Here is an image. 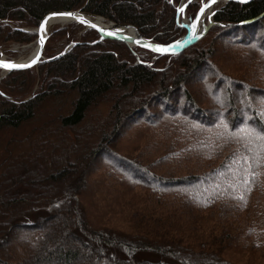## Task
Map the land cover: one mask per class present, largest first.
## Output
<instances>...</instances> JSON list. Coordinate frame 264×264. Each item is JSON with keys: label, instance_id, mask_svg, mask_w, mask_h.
Instances as JSON below:
<instances>
[{"label": "trees", "instance_id": "trees-1", "mask_svg": "<svg viewBox=\"0 0 264 264\" xmlns=\"http://www.w3.org/2000/svg\"><path fill=\"white\" fill-rule=\"evenodd\" d=\"M180 3L0 0V45L72 10L171 44ZM81 43L0 83V264H235L229 248L264 261V152L249 168L261 142L236 134L264 128V0L226 2L175 55ZM132 127L156 134L126 153Z\"/></svg>", "mask_w": 264, "mask_h": 264}, {"label": "water", "instance_id": "water-1", "mask_svg": "<svg viewBox=\"0 0 264 264\" xmlns=\"http://www.w3.org/2000/svg\"><path fill=\"white\" fill-rule=\"evenodd\" d=\"M191 0H188V2L183 6L182 9H179L178 11V17L181 14V12H184L186 10V7L188 3ZM218 0H207L205 3L201 5L199 8L197 14L194 18H189L188 23H179L182 27L186 29V33L176 42H173L171 44H161L156 41H153L151 39H148L141 35V33L138 31V29L130 24H116L115 22H112L113 29L109 32H105L104 28L101 25H98L97 23L93 22L89 17L93 18H102L103 20H106L104 17L86 13L82 10H72V11H54L46 15L37 26V29L34 30L38 34L37 43H38V51L34 58L31 60L24 62V63H16L13 60H3V58H0V69L7 71V73L13 71V70H20V69H26L33 66H37L42 61H52L56 60L63 55H65L75 44L81 43V42H71L67 44L63 50L58 53L55 56H52L50 58H44L43 53L45 49V45L47 42V39L49 37V32L46 26L47 20L52 16H62L67 19H69L70 22H77L79 24H82L85 26V28H93L97 31V34L99 35L98 39L95 42H99L103 39H116L119 41H123L128 43L131 46H137L141 49L147 50L153 54L158 55H175L183 50H185L190 45L194 44L196 41H198L210 28V26L213 23V17L215 15L216 10H214L211 14V18H209V21L205 24L204 30L197 34V27L199 25V21L204 15L205 11L211 6L215 5ZM223 2L228 1H236L240 3H246L252 0H221ZM108 21V20H106ZM43 25V27H41ZM228 25V24H225ZM130 29H134L137 32V36L130 35L127 31ZM81 44H89V43H81ZM155 46H160V48L167 49L165 51L158 50ZM170 46V47H169ZM34 61V62H33ZM5 64H16V65H26L25 67H5Z\"/></svg>", "mask_w": 264, "mask_h": 264}, {"label": "rangeland", "instance_id": "rangeland-1", "mask_svg": "<svg viewBox=\"0 0 264 264\" xmlns=\"http://www.w3.org/2000/svg\"><path fill=\"white\" fill-rule=\"evenodd\" d=\"M185 1L186 0H181L180 4H182ZM199 1L201 2V5H202L207 0H199ZM225 3L226 2L221 1L218 4V6L216 7V9L220 8ZM182 18H183V13L181 12L179 20L181 21ZM213 21H214V17H213ZM77 24H79V23H77ZM71 25H72L71 23H67L65 25H56L55 27H53L50 30V32H49L50 34H49V37L47 39L45 49H44V53H43L44 58H50L52 56L57 55L58 53H60L63 50V48L67 44H69L71 42L82 41L83 40L82 35L88 29H90V28H85L84 25L81 27L78 26V29L76 26H71ZM62 28H66V30H61ZM36 29H37V26H26V27H24V30L29 31V32L30 31L32 32ZM95 35H96V33L94 34V36ZM94 36L88 38L86 43H89V44L96 43L95 41L98 39L99 35H97L95 37ZM37 38L38 37H34L29 42L7 41L5 43H2L0 45V58L5 57L6 60H16V59H19L21 57L27 56L28 53H30L31 48L37 42ZM179 39H177L176 41H178ZM121 42H123V41H121ZM124 43H126V42H124ZM126 44H128V43H126ZM225 46H227L226 42H224V43L217 42V47L219 48V53H220V50L223 49V47H225ZM131 47H137V46H131ZM145 51H147V50H145ZM143 52H144V49L140 48L139 52H138V57L140 55L139 53H143ZM149 53H151V52H149ZM151 54H153V53H151ZM151 59H152V61H155V55H151ZM37 66H35V67H37ZM2 73L3 72H0V83H1L2 79L8 74V73L7 74L6 73L2 74ZM64 81H65V78H64ZM153 107H154V104L151 106L152 110L155 108V107L154 108ZM158 109L160 110V108H157L156 110H158ZM155 134H156V130L154 128H151V127H149V128L148 127H132L130 129H128L127 131H125V133L121 136L120 141L118 143V147L120 148L121 151L128 153L132 149H134L135 147H137V146L141 147L142 146V144H143V142L141 141L142 138L144 139L145 136H147V137L149 136V138L154 137L153 135H155ZM24 238H25L24 240L27 239L26 237H24ZM225 256L228 260L234 262L235 264H245L248 262H251L253 264H264V261H262V260L259 261V259H256V255H252V254L250 255V254L246 253L245 251H241V250H238L235 248H229L226 251Z\"/></svg>", "mask_w": 264, "mask_h": 264}, {"label": "bare ground", "instance_id": "bare-ground-1", "mask_svg": "<svg viewBox=\"0 0 264 264\" xmlns=\"http://www.w3.org/2000/svg\"><path fill=\"white\" fill-rule=\"evenodd\" d=\"M221 2V0H218L217 3L215 5H211L204 13V15L202 16V18L199 21V25L197 27V31L196 33L199 34L204 30V26L205 24L209 21V18H211V14L214 11V9L218 6V4ZM93 22L97 23L98 25H101L104 28L105 32H109L111 31L114 27H113V23L110 21H106L103 20L102 18L98 17V18H93V17H89ZM181 21H184V23H188L189 19L188 16H185L182 18ZM67 23H70L69 19L62 17V16H52L50 17L47 22H46V26L48 31H50L53 27H55L56 25H65ZM130 35L132 36H137V32L134 29H130L129 31H127ZM38 51V43L36 42L35 45L31 48L30 53H28L27 56L25 57H21L19 59L13 60L16 63H24L27 62L29 60H31L32 58L35 57L36 53ZM3 58V60H6L5 57H1ZM0 72H5L2 69H0Z\"/></svg>", "mask_w": 264, "mask_h": 264}, {"label": "snow or ice", "instance_id": "snow-or-ice-1", "mask_svg": "<svg viewBox=\"0 0 264 264\" xmlns=\"http://www.w3.org/2000/svg\"><path fill=\"white\" fill-rule=\"evenodd\" d=\"M41 27H43V25H41ZM155 47L161 51L167 50L164 48H160V46H155ZM4 66L5 67H25L26 65L5 64ZM223 127L227 129V124L226 123L223 124ZM236 134L242 135L244 138L248 139L250 143L252 139H255L261 142L259 145L256 146L255 150L251 147L248 148V151L253 153L251 157L244 156L241 158L243 163L247 165L249 168L251 167V163H259L261 160V153L264 152V128H261L260 131H257L254 128L245 126V127L238 129ZM245 183H247V180H245Z\"/></svg>", "mask_w": 264, "mask_h": 264}, {"label": "built area", "instance_id": "built-area-1", "mask_svg": "<svg viewBox=\"0 0 264 264\" xmlns=\"http://www.w3.org/2000/svg\"><path fill=\"white\" fill-rule=\"evenodd\" d=\"M185 17V16H184ZM6 72H4V74H5ZM3 74V73H2Z\"/></svg>", "mask_w": 264, "mask_h": 264}]
</instances>
